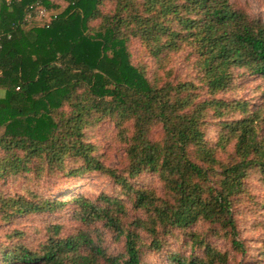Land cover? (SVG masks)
I'll return each mask as SVG.
<instances>
[{"label":"trees","instance_id":"trees-1","mask_svg":"<svg viewBox=\"0 0 264 264\" xmlns=\"http://www.w3.org/2000/svg\"><path fill=\"white\" fill-rule=\"evenodd\" d=\"M35 1L3 0L0 13V222L56 220L71 204L85 227L64 232L57 219L37 244L22 242L19 227L8 230L0 264H148L143 253H161L174 230L191 252L171 251L169 264H227L228 252L209 239L243 251L235 206L252 174L264 179V19L230 0H61L52 14L58 4L39 0L49 21L14 28ZM245 73L261 80L254 109L223 96ZM103 121L123 149L116 168L89 135ZM90 173L112 192L40 191ZM147 175L159 190L141 182ZM19 179L20 192L1 190ZM97 223L124 238L123 252L94 243L88 231Z\"/></svg>","mask_w":264,"mask_h":264},{"label":"rangeland","instance_id":"rangeland-1","mask_svg":"<svg viewBox=\"0 0 264 264\" xmlns=\"http://www.w3.org/2000/svg\"><path fill=\"white\" fill-rule=\"evenodd\" d=\"M58 4V10L50 11L51 14L60 12L65 4L61 0H52ZM235 7L245 10L251 16H259L264 19V0H230ZM48 19L50 18L47 14ZM41 24V23H40ZM95 24V22H94ZM130 53L132 61L137 63L139 61V45L137 40L130 42ZM184 59L182 54L174 57L172 67L175 72L182 70ZM240 73L242 71L237 70ZM261 80H255L253 76L246 73L240 77H236L232 81V89L225 92L224 98L228 100L232 99H244L250 101V107L254 109L261 102L259 84ZM254 103V105H252ZM2 129H0V134ZM115 131L113 124L110 121H103L98 123L92 131H89L91 141L97 146L98 152L104 156V162L108 167L116 168L119 165L120 156L123 154V149L120 144H117L114 140ZM208 138L213 140L216 138L215 132H210ZM28 178H31L30 174H27ZM263 176L256 173L252 174L248 180L247 190L244 195V199L235 206L236 219L239 229V240L243 245V251L234 248L229 240L223 238H210L209 242L216 246L221 251L228 252L229 261L227 264H250L251 261H256L255 264H264V179ZM29 181L24 178V181ZM23 180L19 179L16 182L8 180V182L1 188L3 192L16 193L22 189ZM50 182L41 186V193L47 194V196H62L60 195L61 189L71 188L77 189L76 192L84 191V194L94 199L102 192L111 193L112 185L109 180L100 176L97 173H90L80 178L65 179L63 184L55 185ZM141 182L148 185H153L160 189V185L156 178L152 175H147L145 178H141ZM26 183V182H25ZM73 206L71 204L66 205L60 213L56 214V220L54 216L46 215L41 217L40 215L33 214L24 216L16 220V224L10 225V223L0 222V245L5 241L4 234L13 228H21L24 231L23 236L20 238L22 242L37 244L42 240L41 231L42 228L49 222H60L63 224L64 232H74L78 228H84L79 220L73 215ZM58 219V221H57ZM20 225V226H19ZM199 228L201 226H198ZM18 228V229H19ZM94 243L104 249L107 254H117L123 252L124 238L116 237L114 232L109 231L106 227H103L100 223L93 225L88 231ZM185 235L172 231L165 236L164 247L161 253L148 252L143 253V261L148 264H169L167 254L171 251L186 252L189 254L191 249L186 244ZM169 250V251H168ZM198 254L201 253V249H196Z\"/></svg>","mask_w":264,"mask_h":264},{"label":"built area","instance_id":"built-area-1","mask_svg":"<svg viewBox=\"0 0 264 264\" xmlns=\"http://www.w3.org/2000/svg\"><path fill=\"white\" fill-rule=\"evenodd\" d=\"M13 2V0H6V4L9 5ZM47 11L44 6H42L41 2L35 1L27 6L24 10V13L20 20L13 23V27H18L19 25L28 27L33 23H41L45 24L49 21L47 17Z\"/></svg>","mask_w":264,"mask_h":264},{"label":"crops","instance_id":"crops-1","mask_svg":"<svg viewBox=\"0 0 264 264\" xmlns=\"http://www.w3.org/2000/svg\"><path fill=\"white\" fill-rule=\"evenodd\" d=\"M3 0H0V13H1V7H2ZM4 96V92L0 90V98Z\"/></svg>","mask_w":264,"mask_h":264}]
</instances>
